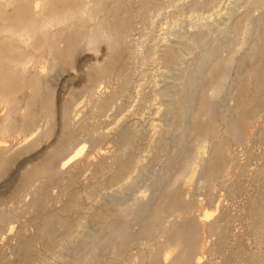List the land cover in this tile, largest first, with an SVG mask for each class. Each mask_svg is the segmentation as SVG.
Listing matches in <instances>:
<instances>
[{"label": "rangeland", "instance_id": "1", "mask_svg": "<svg viewBox=\"0 0 264 264\" xmlns=\"http://www.w3.org/2000/svg\"><path fill=\"white\" fill-rule=\"evenodd\" d=\"M51 1L63 8L78 3V0ZM189 1L191 0H181L179 4L184 6L177 10L176 5L172 6L169 0H149L146 10L143 11L139 0H103L104 17H109L117 43L101 42L96 46L82 44V34L87 33L92 24L74 21L73 25L52 28L49 36L38 37L27 45L14 43L18 48L21 47L20 51L3 50L10 60L13 58L26 61L29 55L34 57L33 61H26L27 77L38 73L42 76L47 75L46 79L49 78L47 90L41 93V102L45 101L52 105L55 120L49 137L34 149L11 159L5 165L4 174L0 176V227L3 230L0 233V264H73L77 262L84 252L82 243L90 238L91 232L95 234L106 229L110 222L115 225L121 224L123 221L119 217V209L133 205L135 198L139 197L140 203L142 200L148 203L156 198L157 195L155 197L151 190L155 191V184L165 174L171 179L180 175L182 178L185 177L182 181L180 176L179 185L169 190L170 206L162 215L163 221L166 226L176 222L177 215L173 206L180 195L178 209L181 212L190 209L192 213L183 216L179 227L183 229V235H186L188 239L194 238L196 234V240L202 246V250L195 253V260H199V264H248V255L255 252L256 248H259L257 251H264V233L260 231V228L257 229L258 231L254 229V221L263 214H261V206L264 205V173L256 175V171L264 166V139L257 138L258 131L264 126V113H260L255 119H250V123L248 121L243 124L241 128L243 138L239 141L225 136L224 125L218 120V113L222 108L240 101V97L236 100L235 95L242 94L241 101L245 103L253 99L256 95L253 88H246L241 90V93H237L240 88L236 89L231 83H227L228 90L225 91L228 93L224 92L220 95L221 98L218 96L219 98L211 100L210 104L215 108V112L202 128L194 132V141H199L201 144L204 141L205 149L202 152L208 157L207 167L210 168L213 164L214 168H217V176L209 185L200 180L204 175L199 159H196L198 162L195 160L196 163L191 164L193 178L182 171L180 166L169 171L164 169L171 157L179 155V151L175 148L182 146L181 141L178 140V134L176 137L174 132L176 130L178 133L174 125L183 124L176 114L175 107L179 101L191 93V90L186 87H189V83L198 70L196 65H193L195 59H199L205 49L213 46L212 39L206 45L197 43L199 44L197 46L201 45L200 49L195 46L196 44L189 46L185 41L183 42V39L189 33L195 32V28H199V24L204 20L215 22L210 25V29H214L213 32L211 29L212 36L218 37V30L228 22L225 5L230 0H219L213 7L197 10H191L187 6ZM29 2H32L34 7L37 5L38 10L42 9V0ZM84 2L90 3V0H84ZM261 11L258 10L256 14ZM29 17L27 10H23L16 1L9 0L0 7V26L21 29L28 26ZM148 19L149 25H147ZM217 24L221 27L218 28ZM214 25L218 29L217 32ZM172 28L175 33L171 31ZM213 33L217 34L213 35ZM1 39L0 36V41ZM7 44L2 42L1 47L6 48ZM49 45L55 48V61L46 50ZM165 46L175 49L178 55L177 60L174 59L172 52L164 51ZM182 47L185 51H182ZM188 47H192V50ZM157 48L159 49L155 52ZM224 54L227 55L228 52ZM4 65V69L8 68L6 64ZM189 67L192 71L188 70ZM180 68L182 69L179 70ZM234 72L235 68H231L228 73L234 74ZM179 74H182L181 79ZM222 74L221 72L219 76ZM8 83L7 86H3L2 93L7 96L15 92L20 101L18 113H23L29 97L28 91L20 86L15 87L14 79ZM177 83L180 86L183 85V89L177 86ZM186 83L189 85L186 86ZM90 87L94 88L98 96H111L112 103L102 111L94 112L92 99L89 96ZM212 89L213 85L209 84L205 89L206 94ZM173 90L179 93L177 94L179 98L173 97L176 95H173ZM161 91L167 92V96L170 97L165 94L160 98L158 95ZM171 95H173L172 100ZM172 101L174 104L168 103ZM70 104L73 107L76 106L73 120L82 121L87 128L79 138L80 141H86L87 165L76 177L77 179L68 181L64 176V182L69 183L67 194L54 200L47 209L43 206L38 211L33 209L21 211L22 204L30 201L35 192L38 191L40 196L46 197L53 194L54 196L50 197L52 199L61 191L62 184L56 179L41 185L35 181L29 186L31 180L29 172L37 171L47 157L68 139L63 112ZM201 106L204 108L205 103H201ZM6 111L7 106L0 105V116L5 115ZM249 117L248 114L247 118ZM195 121L199 123V119ZM126 127L135 136L134 147L126 152L127 156L118 163L129 162L127 171L113 176L107 169L96 170L94 164L100 160L101 152L114 151L123 147L124 143L117 141L115 137L121 128ZM43 128L39 122L33 133L40 132ZM91 133L98 138L96 142H91ZM107 134L110 136L108 137ZM28 138L26 136L15 142L5 140L2 143L10 147L12 152L24 145ZM172 149L175 150L172 151ZM195 152L194 145H189V154L193 155ZM108 160L106 164L114 163L113 159ZM32 177L35 180L34 175ZM253 203H257V206L252 207ZM205 213L209 216H205ZM47 214L64 220V226L52 231L47 237H39L38 220L43 219ZM8 218L11 221L6 220ZM216 219L218 223L215 227L226 229V236L223 238L219 235L220 229H214L211 232L208 230V223ZM196 222L199 223L198 228L195 227ZM22 226H27V235L30 237L24 247L18 246L19 241L16 237L17 229ZM10 227L14 229L10 231ZM71 236L74 239L62 242ZM167 240L168 237L165 234L137 236L116 257L110 255L100 245L97 252L101 259L97 264H167L175 254L173 250L164 246ZM258 264H264V261H258Z\"/></svg>", "mask_w": 264, "mask_h": 264}, {"label": "bare ground", "instance_id": "2", "mask_svg": "<svg viewBox=\"0 0 264 264\" xmlns=\"http://www.w3.org/2000/svg\"><path fill=\"white\" fill-rule=\"evenodd\" d=\"M10 1L18 2V4L22 7L23 10H27L28 15L30 17H29L28 26L21 29H16L4 25L0 26V36L2 37L0 41V105L7 106V111L5 115L0 116V176L4 174L5 165H7L8 162L11 161V159L15 158L18 155L23 154L24 152L34 149L41 142H43L44 139L49 137V135L52 132V127L55 120L52 105L45 101L41 102V93L47 90V79L49 80V78L47 77L46 79L47 75L42 76L38 73H34L31 77H27V72L25 67V64H27L26 61H33L34 57L29 55L26 61L13 59V58L10 60L6 52H3V50L8 49V51L10 52H12V50L15 52H17V50L20 51L21 47L18 48L17 46L14 45V43H16L17 45L19 44L27 45L29 42L34 41L38 37L49 36L50 30L52 28L56 26H62L68 24L73 25L74 21H77L79 23L90 22L92 24L90 30L87 33L82 34V41H81L82 44H85L86 46H92V45L96 46L101 42H108L111 44L117 43L116 36L112 33V27L110 25L109 17L107 16L104 17L103 11L105 6L103 0H90V3H86L84 2V0H78L77 4H75L74 6H69L68 8H63L59 4L53 3L51 0H42L43 1L42 9L41 10L39 9L40 11L38 10L37 5L34 7L32 5V2L31 3L29 2L30 0H10ZM139 1L141 2L142 10L145 11L146 4L148 3L149 0H139ZM180 1L181 0H169V3L172 6L176 5V9L180 10L184 6V4H179ZM218 1L219 0H191L187 3V6L191 10H197L200 8L213 7L218 3ZM8 2L9 0H0V7ZM263 7H264V0H230L225 5V9L227 11L226 20H228V22L226 21L227 23H224L225 25H223L222 29L220 28V30L216 29V26L214 25L216 32L218 30V34L213 33V35L217 34L219 35L218 37L212 36V32L214 29L211 28L212 29L211 32L210 25L214 24L215 22L211 21L213 22L211 23L210 20L209 21L204 20L201 24H199V28L198 27L195 28L196 29L195 32L189 33L186 37H184L185 39H183V42L185 41L186 44H189V46H194L196 44L195 46L200 49L201 45L197 46L199 45L197 43L200 44L202 43V45L203 44L206 45L210 39L213 40V46L209 49L207 48V50L205 49V51L202 52L201 57L199 59L197 60L195 59V63L193 65L194 66L196 65V67L198 68L197 70V68L195 67L197 73L195 72L194 78L189 83L190 85L187 83H186L187 85L185 84L186 86L189 85V87H186V89L189 88L191 90V93L190 95L185 96L181 101L178 100L179 103H177L178 105L175 107L176 114L178 118L183 121V124L181 123L180 125L176 121L178 125L177 126L174 125V126L177 127L178 133L176 132V130L174 131L176 134L172 133L173 131H171V133L175 134L176 137L178 134L179 139L178 138L176 139L182 142L181 143L180 141H178L180 142V144H182V146L181 145L179 146V148H181L180 150L178 147H177L178 149L173 147L177 151H179V155L173 156L172 155L173 153L171 152V155L174 158L170 156L171 160H169V162L167 161L168 162L167 166L166 167L164 166L165 168L162 166L165 169V171L166 169L169 171V169L171 170L172 168L180 166L182 168V171L186 172V174L187 173L190 174L191 178H193L194 175H193V170L191 169V164L196 159H199L203 166L202 170L204 175L202 178H200V180H202L204 184L206 183L209 185L213 181V179L216 178L217 168L216 167L214 168L213 164L210 168L207 167L209 163L208 157H206L207 155L205 156V153L202 152L205 149L203 148L204 141L202 142L203 144H201L199 141H194V132L196 129L202 128L203 124L206 123L208 121V118L212 115V113L215 112V108L210 104V102L211 100L219 98L218 96L226 92L225 90H228L226 89L227 83L228 84L231 83L236 89L240 88V91L239 92L237 91V93H241V90H245L246 88H253L256 95L253 97V99L245 103L241 101L242 94H237L234 97L236 98V100L240 97V101H237L232 106L230 105L225 106L219 111L218 120H220L224 125L225 136L231 137L234 140L239 141L240 139L243 138V135L241 133V128L243 124L245 122H248L250 119H255L260 113H264V9ZM258 10H262V11L259 14H256ZM147 22H148L147 25H149L150 24L149 19L147 20ZM196 25L197 23L195 24V26ZM217 25L218 28L221 27L220 24ZM174 29L172 28L171 31H173ZM54 36H56V34H54ZM2 42L8 43L6 48L1 47ZM186 46L187 45H185V47ZM183 48L184 47H182V51L184 50ZM191 48L192 47H190L189 50ZM158 49L159 48L155 49V52ZM46 50L55 61V48L49 45V47L46 48ZM164 51L172 52L174 59L177 60L178 55H176L175 49L173 47L165 46ZM226 51L228 52L227 55L224 54ZM186 52H188V50ZM186 54H190V53H186ZM180 60L181 59H179V61ZM193 62L194 61H192V63ZM4 64H6L8 68L4 69L5 66ZM186 67H188V65ZM231 68H235L234 74L228 73ZM181 69L182 68H180L179 70ZM128 70L130 71V67ZM188 70L189 71L191 70L190 67ZM188 70L186 72H188ZM226 71H228L227 74L225 73ZM221 72L223 74L222 76H219ZM181 77L182 74L180 75L179 79H181ZM11 79H14L15 87L20 86L22 87V89L25 88L28 91L29 97L26 101V108L25 111L23 110L24 111L23 113H18V105L20 101H18L15 92L7 96H4V94L2 93L3 86L5 85L7 86V84H9L8 82ZM183 82L184 80L182 81V83ZM209 84L213 85V89L211 90L210 93L206 94L205 89L208 87ZM177 86H180V84H178ZM182 86L180 87L182 88ZM164 92L165 91L159 92L160 95L158 96L160 97L162 95L164 97V95L167 93ZM233 92L235 93V91ZM173 93H174L173 95L175 94L176 95L175 96L171 95L170 98L171 100L173 97L176 98L178 96L177 94H179L176 91H174ZM89 96L92 99L94 112L102 111L105 107H107L112 103L111 96H105V97L98 96L96 95L94 88H91L89 90ZM165 96H167V94ZM168 103H173V101ZM201 103H205L204 108H202ZM37 107L39 108L37 109ZM75 108L76 106L73 107L70 104L64 109L63 112L65 132H67L68 135V139L66 140V142H62L47 157V160L44 162V164L41 165V167H39V169H37V171L32 170L29 172V177L31 178V180L29 181V186L32 185L33 182L35 181H38L39 184L41 185V184H45L49 180L56 179L58 182L62 184V188L59 195L51 199L50 197L53 194L50 197L40 196L37 191L33 194V197L30 201L22 204V206L20 207L21 211H29L31 209L38 211L43 206H45V208L47 209L48 206L53 204L54 200H57L59 197L67 194L69 190V186H68L69 183L64 182L65 180L64 176H66L67 180L69 181L73 178L78 177L86 167L87 156H88V153L86 152V143H85L86 141L85 142L80 141L79 138L82 136V133L87 130V128L83 125L82 121L79 122L73 120V116L76 113ZM246 113L249 114L250 116L249 118H247L248 114ZM184 117L186 121L188 120V122L183 120ZM186 117L188 118L186 119ZM198 119H199V123L195 121V120L198 121ZM39 122H41V124L43 125L44 127L43 130L37 133H33L37 123ZM215 129L217 131V127H215ZM26 136H28L29 138L25 142V144L19 146L16 149L14 148L15 150L12 152L10 147L2 143L5 140H8L10 142H15L16 140L20 138H25ZM101 136L106 137V135H102V134ZM109 136L110 135H108V137ZM115 138L117 141L120 140L124 143L123 147L120 149H115L114 151L101 152L100 160L94 164L96 170L107 169L113 176L123 174L127 171L129 167V162L126 164L123 163L119 164L118 161L121 160L123 157L125 158L127 156L126 152H128L129 150L132 149V147H134L133 142L135 140V136L129 130V128L126 127V128H121V130L119 131V133L116 135ZM257 138L264 139V126L258 131ZM97 139L98 138L94 137L93 133L90 134V140L92 143L96 142ZM192 144L196 149V152L193 155L189 154V145L191 146ZM175 149H172V151ZM177 151L176 153L178 154ZM108 159H113L114 163L110 165L106 164L107 162H109ZM137 163H139V161ZM160 173H162V171H160ZM263 173H264V166L260 167L256 171V175H261ZM33 175L35 177V180L32 177ZM179 177L171 179L169 175L165 174L161 178V180H158L157 184H155L156 185L155 191L151 190L152 192H154L155 197L157 195L156 198H154L151 201H148V203H145L142 200L145 203L144 204L142 203V201L140 203L139 202L140 199H138L139 197H137L135 198L136 200H134L135 203H133V205L119 209V217L122 218L123 222L119 225H115L114 223L110 222L107 224L106 229H103L99 232H95V234L91 232L90 238L82 243L83 246L82 248L84 249V252H82L83 254L82 255L80 254L81 255L80 259H78L77 257L78 259L77 262L73 264H97L101 259L97 252L100 245H102L107 250V252L113 257L119 256V254L127 246H129L137 236L144 237V236H152L154 234L167 235L168 240L164 242L165 244L164 246L167 249L173 250L175 252L174 256L167 264H183L184 262H188L189 264H199V260H195L196 257L195 253L198 250H202V246L200 245L199 242H197L196 234L194 238L188 239L186 235L185 236L183 235V229L179 227L182 224L183 216L185 214L192 213V210L190 209L183 212H181V210L178 209L177 203L180 201L181 198L180 195L175 200L176 203L173 206L174 212H176L177 215L176 222L171 226H166L163 221L162 215L165 212V210L168 209V206H170L169 190H172L177 185H179L182 176L181 178ZM184 177L182 178V181ZM127 185L129 184L127 183ZM125 190L127 189L125 188ZM255 205L257 206V203H253L252 207H254ZM261 207H262L261 214L262 213L263 214L254 221V229L259 230L260 228L261 229L260 231L264 233V218H263L264 205ZM252 215L254 216L253 213ZM205 216H207L206 213ZM6 220H10V219L8 218ZM38 223H39L38 235L39 237H43V238L47 237L49 233H51L52 231H56L64 226V220H61L59 217H55L51 214H47L43 219L38 220ZM216 223H218L217 219L208 223L207 225L208 230H210L211 232L214 229L215 230L220 229L219 235L221 238H223L224 236H226L225 235L226 229H224L225 227L216 228L215 227ZM135 226L137 228H135ZM196 226L197 228L199 227L198 222H196L195 227ZM197 228L195 229L197 230ZM13 229L14 227L9 228L10 231H12ZM2 232L3 230L0 227V233ZM16 237L19 241L18 246L24 247L26 245L27 240L30 238L29 235H27V226L19 227L16 231ZM76 238L78 239L79 237L77 236ZM71 239L74 238L71 236L68 237L67 239H64L62 242H66ZM257 249L259 248H256L255 252H252L248 255V264H258V261H264V251H257ZM249 252H251V250Z\"/></svg>", "mask_w": 264, "mask_h": 264}]
</instances>
